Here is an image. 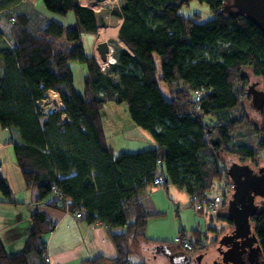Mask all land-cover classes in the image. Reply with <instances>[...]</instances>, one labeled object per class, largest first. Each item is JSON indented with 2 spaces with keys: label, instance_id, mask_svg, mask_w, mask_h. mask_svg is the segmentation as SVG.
<instances>
[{
  "label": "trees",
  "instance_id": "16d2710c",
  "mask_svg": "<svg viewBox=\"0 0 264 264\" xmlns=\"http://www.w3.org/2000/svg\"><path fill=\"white\" fill-rule=\"evenodd\" d=\"M24 1L0 0V17L12 25L10 39L0 28V127L18 133L17 163L39 201L50 198L57 186L69 212L80 207L82 221L106 227L119 254L109 261L128 264L132 244L156 242L146 237L151 214L141 197L157 175L165 186L194 197L204 190L213 193L218 181H230L224 155L255 167L264 158V108L256 125L242 104L249 83L244 68L264 80V34L243 16L224 14L225 0H197L211 10L205 21L196 12H182L193 0H119L110 13L123 20L118 35L123 44L112 41L115 63L106 72L86 54L82 36H97L98 27L107 26V12L82 7L79 0H40L52 13L73 14L74 21L64 25L46 21L34 5L19 10ZM72 61L85 65L82 93L75 88ZM51 89L62 101L53 112L38 104ZM110 102L126 104L132 121L156 146L115 153L102 124V110ZM0 191L10 197L1 179ZM49 203L66 209L57 200ZM260 206L251 223L264 253V201ZM218 216L232 223L227 215ZM32 223L22 253L8 254L0 238V264H43L42 237L54 225L39 212ZM192 233L191 251L204 249L199 230ZM32 250L39 263L32 261ZM102 261L107 259L83 264Z\"/></svg>",
  "mask_w": 264,
  "mask_h": 264
},
{
  "label": "crops",
  "instance_id": "0c3cea01",
  "mask_svg": "<svg viewBox=\"0 0 264 264\" xmlns=\"http://www.w3.org/2000/svg\"><path fill=\"white\" fill-rule=\"evenodd\" d=\"M26 2L28 3L25 4V1L20 3L17 8L21 11L30 9L29 1ZM85 7L95 12H105L103 8L97 7V4L92 7L88 5ZM111 9L106 10L105 21L107 26L98 29L100 30L98 31L100 40L107 41L110 46H112V41H119V30L123 23L122 19H115L111 15ZM41 16L46 17V21L49 18L46 14L45 16L41 14ZM41 20L43 22L44 19ZM11 26L5 16L0 17V28L5 33L6 39H10ZM101 28L107 31V37L102 38ZM95 37L92 34L82 36L86 54L93 57L98 41ZM58 97L60 98L59 95ZM60 102H62L61 99ZM120 107L122 106L109 103L102 110L104 133L110 148L115 153L128 154L154 148L156 142L151 134L136 127L128 114V108ZM118 138L120 139L119 142L116 140ZM18 141L19 135L15 130L0 127V179L10 192V197H7L0 191V238L6 252L13 255L25 250L33 226L32 215L39 212L44 213L54 225L53 231L42 237V240L48 243L51 264H83V262L98 256L107 259L118 257L117 248L109 238L105 226L98 222L89 224L75 218L72 214L51 207L49 205L51 199L49 198L38 200V190L26 186L24 176L18 166L14 150L15 145L19 143ZM212 195H217V192L213 191ZM190 201V195L175 185L148 187V190L141 197L144 209L151 214L147 224L146 237L156 242L142 241V245L139 247L132 244V253L127 257V263L139 264L145 261L147 264H151V256L145 255V253L150 254L149 249H143L145 246H152L159 253H167L166 246L179 247L178 249L182 250L180 246L175 244L176 238L182 230L185 231V236L190 240L195 238L192 230L207 233L210 223L209 216L196 212ZM45 226L47 227L46 224ZM115 231L119 232L120 229ZM167 240L170 242L165 243L168 242ZM143 243L146 244L143 245ZM152 253L153 259L158 256V254ZM37 255L35 250L30 252L32 261L35 263H39ZM167 256V259L173 260L171 254L167 253ZM155 260L165 264L163 260L158 258Z\"/></svg>",
  "mask_w": 264,
  "mask_h": 264
},
{
  "label": "water",
  "instance_id": "95a60500",
  "mask_svg": "<svg viewBox=\"0 0 264 264\" xmlns=\"http://www.w3.org/2000/svg\"><path fill=\"white\" fill-rule=\"evenodd\" d=\"M222 10L228 16H243L264 34V0H225ZM113 53L114 48L107 41H101L99 36L95 48L97 59L107 63L108 57L114 58ZM258 83L250 84L246 92L251 97L252 108L261 113L264 108V89H258ZM227 175L234 187L226 213L235 229L230 235H225L219 240L218 251L222 259L214 260L213 264H264V261H260L261 257L264 258V253L251 223V218L261 209L257 200H264V166L254 167L249 163L232 161L227 166ZM228 237L240 240V249L230 246L225 241ZM222 247L227 248V251H222ZM230 254L238 259L229 257ZM201 259L202 257L197 259L199 264H202Z\"/></svg>",
  "mask_w": 264,
  "mask_h": 264
},
{
  "label": "rangeland",
  "instance_id": "374dc122",
  "mask_svg": "<svg viewBox=\"0 0 264 264\" xmlns=\"http://www.w3.org/2000/svg\"><path fill=\"white\" fill-rule=\"evenodd\" d=\"M29 1V7L30 8H33V5L35 6V8L43 15L45 16V14L51 18L52 20H56L62 24H66L68 25V23H70L71 21H74V16L72 13H70L69 15L67 16H61V15H58V14H55V13H52L50 11H48L44 5L42 4V2L40 0H36L35 2H32L33 0H28ZM83 3L87 2L88 0H80ZM90 1V0H89ZM92 2L96 3L97 4V7H100V8H103V10H106L109 11L111 9L112 6H116L117 4H119V0H100V1H97V0H91ZM28 3V2H26ZM89 7H92L91 5H88ZM182 12L185 14V15H194V13H198L200 14L201 16V21H205L207 19H209L211 16H212V13H211V10L210 8L208 7L207 4L205 3H201L197 0H193L190 2V4H186L183 6L182 8ZM48 18V19H49ZM99 27H103V26H99ZM98 27V29H99ZM100 31V30H98ZM100 35V34H99ZM95 37V36H94ZM97 40L99 38L98 34L97 36L95 37ZM102 39V38H101ZM120 44H123V42L119 39V41H116ZM113 47V45H112ZM114 48V47H113ZM94 59L95 61H98V63H100L101 61H99L97 59V55H95V52H94ZM109 57H108V62L109 63ZM97 63V62H96ZM104 63V62H103ZM105 63V64H107ZM98 65V64H97ZM114 64H110V65H107L106 66V70H108L110 68V66H112ZM70 67L74 73V77H75V81H74V84H75V88L76 90L79 92V93H82L83 89H84V84H83V77H84V74L86 72V69H85V65L80 63V62H77V61H72L70 62ZM99 67V66H98ZM244 72L246 73V75L249 77V83L247 85L246 88H248V86L254 82H259L258 83V86L257 88L258 89H263L264 88V80H262L261 78L259 77H256L253 75V73L251 72L250 69H246L244 68ZM159 86L169 95V89L167 87V85H165L164 83H159ZM58 93L56 91H53V90H49L48 92V98L46 99L47 101H53L54 103H50L48 104L46 102L45 99L41 100L38 104L41 106L42 104H48V107L47 109L48 110H59V107L56 103V100H60V98L58 97ZM246 96L244 98V100L242 101V104L244 105L245 107V110L247 112V115L249 116L250 120L256 124V125H260V118H259V113L256 112L253 108H252V105H251V97L247 94L246 92ZM38 102V101H37ZM110 103H113V102H110ZM109 104V103H108ZM115 104V106H122L123 108H126L127 109V106L126 104H116V103H113ZM120 107V108H122ZM129 112V111H128ZM45 113L47 114H50V112L48 111H45ZM129 114V113H128ZM130 115V114H129ZM131 118V117H130ZM132 120V119H131ZM44 121V118L41 119V122ZM134 123V122H133ZM102 124H103V120H102ZM135 125V123H134ZM137 127V126H136ZM140 128V127H138ZM103 129H104V125H103ZM142 129V128H141ZM109 131V130H108ZM118 142L120 141V139H116ZM244 140L246 141V143L250 144L251 141L248 140V138H244ZM239 142H241V140H238ZM223 159L225 161V163L227 165H229L232 161H238L235 157L233 156H228V155H224L223 156ZM254 166V165H253ZM261 166H264V158H261L260 161H259V164L256 166V167H261ZM255 167V166H254ZM160 175H157L154 180ZM162 179H163V183H164V178L162 176H160ZM154 180H153V183L149 186V187H155L154 186ZM162 183L161 186H163L164 184ZM226 184H227V181L225 182H217L216 186H215V192H217L218 194L219 193H222L223 189H225L226 187ZM165 186V185H164ZM160 187V186H159ZM157 188V187H155ZM227 189V188H226ZM206 190L202 191V194H205ZM232 191H229L228 193V197L226 198V208H222L221 210H216L214 213H204L205 215L209 216V220H210V223H209V230L207 233H204V232H200L199 231V235L203 238L202 241H204V243L207 245L204 249H201V250H198V251H191V252H188L189 249L185 246H182L180 243L178 242H175L176 246H180L182 248L181 249H178L174 246H166L167 247V253L168 254H171V257L173 258V260H170V259H167V253H163V252H156L155 248L150 246L148 249V252L150 253L148 255V253H145L146 256H151V264H161V262L159 260H155L156 258L160 259V260H163L165 264H171L174 262V264H198L197 263V259L199 257H202L201 259V263L202 264H213V261L216 260V259H219V257L221 256L219 251H218V246H219V241L218 239L221 238L222 236H225L229 233V230L231 229V224L227 222V220H224L223 218H221V216L217 217V215H223V216H226L227 213H226V210H227V205H228V201L229 199L231 198L232 196ZM190 199H192V196H190ZM264 200H261L259 199V204L261 202H263ZM190 203L192 204V201H190ZM203 213V212H201ZM189 227V226H187ZM212 229V230H211ZM178 236L180 237H183V238H187L189 239L188 237H186L185 235H182V234H179ZM30 238V237H29ZM148 238V237H147ZM150 239V238H149ZM190 240V239H189ZM155 241V240H154ZM168 241V240H167ZM191 241V240H190ZM170 241L168 242H165V243H169ZM191 247H192V243L190 244ZM156 253L158 254L157 257H155L154 259L152 258L154 255L153 253ZM100 257V256H98ZM97 258V257H96ZM149 258V257H148ZM95 259V258H93ZM93 259H90V260H93ZM107 259V258H106ZM169 260V261H168ZM189 260V261H188ZM88 261V260H87ZM154 261H157V262H154ZM127 262V260H126ZM42 263H43V260H42ZM46 263V261H45ZM163 263V262H162ZM48 264H51L48 263ZM101 264H114L112 261H109V259H107V261H102Z\"/></svg>",
  "mask_w": 264,
  "mask_h": 264
},
{
  "label": "built area",
  "instance_id": "2783aa9c",
  "mask_svg": "<svg viewBox=\"0 0 264 264\" xmlns=\"http://www.w3.org/2000/svg\"><path fill=\"white\" fill-rule=\"evenodd\" d=\"M102 63V62H101ZM100 63V66L102 68V70H105L107 65L110 64H114L115 63V59L110 57L109 59V63L105 64V63ZM196 96V100L198 101L200 98V92H196L195 93ZM49 103H54L53 101H48ZM58 107L61 108V102L57 103ZM66 116L62 115L61 119L65 120ZM163 183V179L158 176L155 180H154V186L155 187H159L161 186ZM233 183L231 181H227L226 187L225 189H223L222 193H219L217 195H212V193L208 190H206L205 194H201L200 196H194L192 197L191 201H192V208L196 211V212H203V213H214L216 210H220L221 205L224 204L226 202V198L228 197V193L229 191L233 192ZM227 188V189H226ZM83 215V209L82 208H78L77 210V217H81ZM176 242L180 243L182 246L187 247L189 250H192L191 247V241L187 238H183L178 236L176 238ZM46 261V263H45ZM51 260L49 257L45 256L44 257V261L43 264H48L50 263Z\"/></svg>",
  "mask_w": 264,
  "mask_h": 264
},
{
  "label": "bare ground",
  "instance_id": "6f19581e",
  "mask_svg": "<svg viewBox=\"0 0 264 264\" xmlns=\"http://www.w3.org/2000/svg\"><path fill=\"white\" fill-rule=\"evenodd\" d=\"M34 2L36 1V0H33ZM79 4L82 6V7H85L86 5H91V6H94V4H96V3H94V2H92L91 0L89 1H87V3H83L82 4V2L81 1H79ZM107 31L106 30H104V29H102V38H105V37H107ZM97 62V64H98V66H99V69L101 70V72H106L107 70H106V68H105V70H102V68H101V66H100V63H98V61H96ZM102 64V63H101ZM103 65V64H102ZM47 98H48V94H47ZM46 98V99H47ZM45 99V100H46ZM46 102L48 103V104H50L47 100H46ZM56 103H60V100H56ZM48 104H42V106H44V107H48ZM51 189H52V196L49 198V199H51V201H53V200H57L58 202H59V204L60 205H62L64 208H66L65 209V213H69V214H72L75 218H77V219H79V220H82V217H83V215L81 216V217H77V210H75L73 213H71V212H69L68 211V209H69V206H68V199H66L61 193H60V191L58 190V188H57V186H52L51 187ZM47 217V216H46ZM48 218V217H47ZM49 220V219H48ZM45 256H47V257H49L50 258V255H49V253H48V243L46 242V241H44V245L42 246V248H41V257H42V260L44 261V257ZM50 260H51V258H50Z\"/></svg>",
  "mask_w": 264,
  "mask_h": 264
},
{
  "label": "flooded vegetation",
  "instance_id": "af4514ba",
  "mask_svg": "<svg viewBox=\"0 0 264 264\" xmlns=\"http://www.w3.org/2000/svg\"><path fill=\"white\" fill-rule=\"evenodd\" d=\"M264 89V88H263ZM257 202H259V199L257 200ZM259 204V203H258ZM231 222H232V220L231 219H229ZM227 222L229 223V221L227 220ZM232 226H231V229L229 230V233L227 234V235H230L232 232H233V230L235 229V227H234V225H233V222L232 223H230ZM223 237V236H222ZM221 237V238H222ZM221 238H219L218 239V241L221 239ZM230 246H236L238 249H240V245H241V242H240V240H236V239H230L229 237L225 240ZM219 247V246H218ZM221 250L222 251H227V248H225V247H222L221 248ZM228 257V256H227ZM229 257H232V258H235V259H238V257H235L233 254H230L229 255ZM222 259V256H220L219 257V260H221ZM260 261H264V258L263 257H261L260 258ZM197 263L199 264V261H197Z\"/></svg>",
  "mask_w": 264,
  "mask_h": 264
},
{
  "label": "clouds",
  "instance_id": "9594fccd",
  "mask_svg": "<svg viewBox=\"0 0 264 264\" xmlns=\"http://www.w3.org/2000/svg\"><path fill=\"white\" fill-rule=\"evenodd\" d=\"M62 103V102H61Z\"/></svg>",
  "mask_w": 264,
  "mask_h": 264
}]
</instances>
